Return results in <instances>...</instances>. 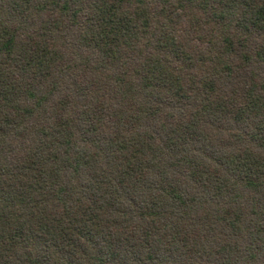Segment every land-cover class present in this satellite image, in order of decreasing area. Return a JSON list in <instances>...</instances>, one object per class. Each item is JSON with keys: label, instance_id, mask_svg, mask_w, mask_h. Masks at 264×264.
Returning a JSON list of instances; mask_svg holds the SVG:
<instances>
[{"label": "trees", "instance_id": "1", "mask_svg": "<svg viewBox=\"0 0 264 264\" xmlns=\"http://www.w3.org/2000/svg\"><path fill=\"white\" fill-rule=\"evenodd\" d=\"M0 264H264V0H0Z\"/></svg>", "mask_w": 264, "mask_h": 264}]
</instances>
